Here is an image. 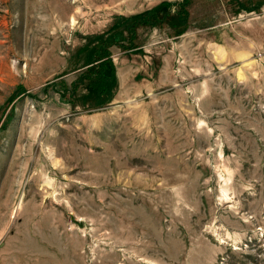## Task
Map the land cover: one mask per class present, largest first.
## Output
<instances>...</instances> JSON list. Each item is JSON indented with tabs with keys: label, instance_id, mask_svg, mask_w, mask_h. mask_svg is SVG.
Wrapping results in <instances>:
<instances>
[{
	"label": "rangeland",
	"instance_id": "1",
	"mask_svg": "<svg viewBox=\"0 0 264 264\" xmlns=\"http://www.w3.org/2000/svg\"><path fill=\"white\" fill-rule=\"evenodd\" d=\"M0 264H264V0H0Z\"/></svg>",
	"mask_w": 264,
	"mask_h": 264
},
{
	"label": "trees",
	"instance_id": "2",
	"mask_svg": "<svg viewBox=\"0 0 264 264\" xmlns=\"http://www.w3.org/2000/svg\"><path fill=\"white\" fill-rule=\"evenodd\" d=\"M98 88H100V87H98ZM98 88H97V91H98Z\"/></svg>",
	"mask_w": 264,
	"mask_h": 264
}]
</instances>
